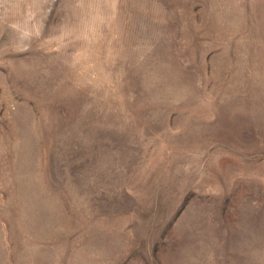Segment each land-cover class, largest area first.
<instances>
[{
    "label": "rangeland",
    "instance_id": "rangeland-1",
    "mask_svg": "<svg viewBox=\"0 0 264 264\" xmlns=\"http://www.w3.org/2000/svg\"><path fill=\"white\" fill-rule=\"evenodd\" d=\"M0 264H264V0H0Z\"/></svg>",
    "mask_w": 264,
    "mask_h": 264
}]
</instances>
